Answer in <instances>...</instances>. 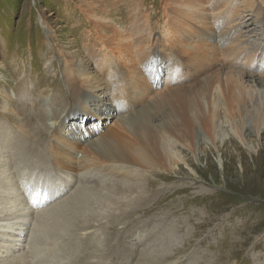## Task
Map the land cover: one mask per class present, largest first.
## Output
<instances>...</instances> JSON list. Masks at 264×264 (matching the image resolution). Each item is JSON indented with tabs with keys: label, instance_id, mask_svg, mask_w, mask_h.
<instances>
[{
	"label": "rangeland",
	"instance_id": "obj_1",
	"mask_svg": "<svg viewBox=\"0 0 264 264\" xmlns=\"http://www.w3.org/2000/svg\"><path fill=\"white\" fill-rule=\"evenodd\" d=\"M85 1L0 0V153L31 204L88 179L47 201L49 264H264V0Z\"/></svg>",
	"mask_w": 264,
	"mask_h": 264
},
{
	"label": "bare ground",
	"instance_id": "obj_2",
	"mask_svg": "<svg viewBox=\"0 0 264 264\" xmlns=\"http://www.w3.org/2000/svg\"><path fill=\"white\" fill-rule=\"evenodd\" d=\"M96 1L97 0L85 1V4L87 5L89 12L94 11V9L96 8L97 5ZM178 1H181L182 6L186 7V10L189 13L193 14L192 16H196L201 9L200 7H197L194 4V0H178ZM199 1L203 5H207V3H209V5H217L218 0L217 1L199 0ZM202 12L204 11L202 10ZM215 17L216 14H213L212 19ZM111 32H113L111 36H108L109 33L102 32L96 39V43L102 41L100 43L101 59H104L106 55L109 56L112 53L111 51L112 47H110V44L108 42L104 41L106 38L114 41V43L120 48L121 54L129 45V40L125 35L121 33L122 28L120 26L112 29ZM67 61L69 62V66L64 67L62 72H63L64 80L66 81L67 84H70L72 88L73 96L77 97L78 95H80L81 97L84 96L85 99L90 98L91 96H95L94 93L101 88L98 87L99 84L90 75L88 68L85 69V67L83 66V64H81V62L75 63L77 61H81V59L78 56L74 55L71 57V60H67ZM104 66L105 64L100 65L101 68ZM81 85L83 86L84 90H86L87 93L89 94L84 93L83 95V93L79 91V87ZM34 115L35 114L33 115L29 114L30 118H33ZM9 155L10 154L8 153L7 154H4L3 152L0 153V264H44V262H47L49 264L52 261V259H48L47 258L48 255L45 256V253L42 252L40 249L41 248L49 249L47 246H49V244L51 243L46 242L47 243L45 245L46 247L45 246L38 247L37 245L39 240H41V234L44 227L42 225L39 226L40 221H42V219L47 215L46 212H48L49 210H53L52 209L53 207L55 208V205H52L51 207L48 206L49 204L48 199L50 198L53 199L56 196H59L61 192H64V190L70 187V185H72L73 183L78 181L81 182L88 181V179L82 176L83 172L77 171V174L76 172H72L70 177H67L68 179H66V184L64 185V188L59 192L49 194L50 196L45 195L48 193V191H43L40 194H37L39 190L38 185L34 184L33 183L34 181H32L31 184L33 185H31V189L26 188L27 193L29 192L27 195L32 197V200L34 202L33 204H31L32 202L31 200H28L26 193L18 189L19 183L16 172H19L20 170L19 167L20 161L18 162L15 159L11 160V157H8ZM31 156H34V151L30 153L29 157L31 158ZM36 157L39 158V156ZM13 165H15V170H12ZM22 178L23 177H21L20 180ZM25 181L29 183L31 182V179H26L24 180V182ZM133 185L135 184L129 186H133ZM118 186H119L118 188H122L125 185L118 184ZM139 187L141 186L139 185ZM133 193L139 194L138 204L136 205V207L138 209L139 208L143 209L142 191L139 190V188L137 187L133 191H130V194ZM80 227L82 230L88 229V227L84 226V224L80 225ZM59 237H62V235H60ZM55 238L52 239L55 240ZM86 263L88 264V262H86L81 257H79L78 261L71 264H86ZM95 263L98 264V262Z\"/></svg>",
	"mask_w": 264,
	"mask_h": 264
}]
</instances>
